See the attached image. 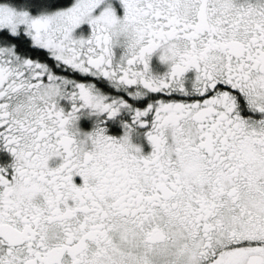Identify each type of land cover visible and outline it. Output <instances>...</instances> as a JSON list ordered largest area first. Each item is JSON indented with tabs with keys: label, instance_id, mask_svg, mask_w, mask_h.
Here are the masks:
<instances>
[{
	"label": "snow or ice",
	"instance_id": "6c2138e0",
	"mask_svg": "<svg viewBox=\"0 0 264 264\" xmlns=\"http://www.w3.org/2000/svg\"><path fill=\"white\" fill-rule=\"evenodd\" d=\"M0 264H264V0H0Z\"/></svg>",
	"mask_w": 264,
	"mask_h": 264
}]
</instances>
